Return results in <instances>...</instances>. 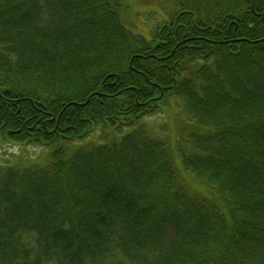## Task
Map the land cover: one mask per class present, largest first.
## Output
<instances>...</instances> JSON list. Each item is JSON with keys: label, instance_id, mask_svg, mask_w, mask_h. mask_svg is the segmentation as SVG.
Returning a JSON list of instances; mask_svg holds the SVG:
<instances>
[{"label": "trees", "instance_id": "trees-1", "mask_svg": "<svg viewBox=\"0 0 264 264\" xmlns=\"http://www.w3.org/2000/svg\"><path fill=\"white\" fill-rule=\"evenodd\" d=\"M159 6L0 0V264H264V0Z\"/></svg>", "mask_w": 264, "mask_h": 264}, {"label": "rangeland", "instance_id": "rangeland-1", "mask_svg": "<svg viewBox=\"0 0 264 264\" xmlns=\"http://www.w3.org/2000/svg\"><path fill=\"white\" fill-rule=\"evenodd\" d=\"M129 4L131 13L130 17L134 16V14H139L138 20H132V22L135 23V25H133V30L138 32V34L146 33L148 28L162 23L163 19L166 17V9L159 6V0H129ZM162 118L163 117L152 119L148 121V123L159 125L163 121ZM41 153L43 152L39 147L28 146L26 150H21L19 146L0 144V164L5 163L6 161H16L17 159L19 160L26 157L29 161L35 162L39 159L38 156L41 155ZM21 154H23V156H21Z\"/></svg>", "mask_w": 264, "mask_h": 264}]
</instances>
